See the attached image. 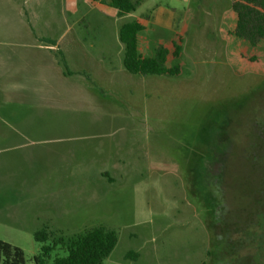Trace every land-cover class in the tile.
<instances>
[{
    "label": "rangeland",
    "instance_id": "obj_1",
    "mask_svg": "<svg viewBox=\"0 0 264 264\" xmlns=\"http://www.w3.org/2000/svg\"><path fill=\"white\" fill-rule=\"evenodd\" d=\"M152 3L184 20L187 43L170 61L178 76L126 88L107 97L119 107L100 112L0 101V239L20 247L27 264L41 244L35 231L52 241L95 226L118 237L101 264H212L210 209L189 190L192 168L211 180L217 127L236 107L242 133L264 117L259 96L245 101L264 80V39L252 47L235 32L232 0H143L140 9ZM149 30L143 50L152 56L157 34L170 31ZM252 52L259 67L239 57Z\"/></svg>",
    "mask_w": 264,
    "mask_h": 264
},
{
    "label": "crops",
    "instance_id": "obj_2",
    "mask_svg": "<svg viewBox=\"0 0 264 264\" xmlns=\"http://www.w3.org/2000/svg\"><path fill=\"white\" fill-rule=\"evenodd\" d=\"M142 1L135 10L119 14L102 0H0V101L46 107L65 103L78 111L100 112L119 107L110 98L126 88L131 94L132 87L152 85L155 78L178 76L135 74L123 65L119 30L124 23L137 21L142 26L137 47L143 57H154L160 45L177 35L182 37L180 54L187 43L184 20L175 7L152 3L150 10H142ZM155 26L170 33L165 40L157 34L154 54L148 56L143 48H149L147 32ZM57 52L71 74L63 72ZM168 160L173 166L180 161Z\"/></svg>",
    "mask_w": 264,
    "mask_h": 264
},
{
    "label": "trees",
    "instance_id": "obj_3",
    "mask_svg": "<svg viewBox=\"0 0 264 264\" xmlns=\"http://www.w3.org/2000/svg\"><path fill=\"white\" fill-rule=\"evenodd\" d=\"M102 1L117 8L119 14L135 10L140 2ZM232 8L236 16L235 32L248 40L252 47L256 46L264 39V0H232ZM141 29L137 21L120 27L119 38L124 44L123 65L127 71L142 75H179V64H170V60L181 52V35L168 45H160L154 57H143L137 47ZM57 57L63 72L71 74L61 52H57ZM239 57L251 67H259L262 63L253 52L240 53ZM257 96L264 106V80L247 94L245 101H252ZM241 110V107H236L235 114L238 115ZM235 114L228 115L224 123L217 127L218 139L214 144L218 169L209 181H215L222 190L217 200L221 213L215 215V198L205 188L207 180L197 171L198 168H192L189 190L193 192L197 189L204 205L211 210H208L211 217L207 223L212 246L210 263L264 264V117L251 118L244 134L237 130L241 120ZM205 149L200 151L197 161H201L211 148ZM33 238L41 243L31 258L34 264H101L118 240L116 231L104 226H95L69 238L59 237L52 241H49V233L43 228L35 231ZM57 249L63 250L64 254H58ZM0 264H27V259L20 247L0 239Z\"/></svg>",
    "mask_w": 264,
    "mask_h": 264
},
{
    "label": "flooded vegetation",
    "instance_id": "obj_4",
    "mask_svg": "<svg viewBox=\"0 0 264 264\" xmlns=\"http://www.w3.org/2000/svg\"><path fill=\"white\" fill-rule=\"evenodd\" d=\"M215 181H206L205 182V188L209 189L211 191L212 196L215 198L214 202H215V206H214V213L215 215H217L218 213H221L220 211V206L219 203L217 202L218 197L221 195L220 191H222L221 189H219V186L216 185L214 183Z\"/></svg>",
    "mask_w": 264,
    "mask_h": 264
}]
</instances>
